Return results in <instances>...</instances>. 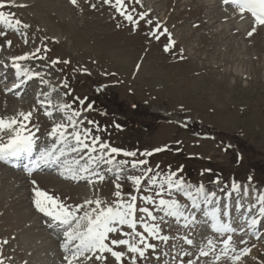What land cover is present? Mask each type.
Returning <instances> with one entry per match:
<instances>
[{
  "label": "rangeland",
  "instance_id": "rangeland-1",
  "mask_svg": "<svg viewBox=\"0 0 264 264\" xmlns=\"http://www.w3.org/2000/svg\"><path fill=\"white\" fill-rule=\"evenodd\" d=\"M80 2L83 12L69 0H15L27 7L0 9L31 25L25 30L29 39L25 44L22 33L0 23V31L7 33L6 38L0 37V44H4L0 60L5 62L10 56L42 47L43 40L51 50L50 59L59 56L71 61L57 68H63L74 94L87 97L86 104H93L87 115L100 126L96 134L103 140L138 153L168 145L167 150L148 158L152 165L158 163L163 171L182 168L179 174L188 183L226 190L229 195L224 197L240 193L236 199L242 202L264 192V29L249 39L248 22L238 18L225 21L232 9L225 11L221 0H143L144 6L151 8L173 33L176 52L184 49L186 59L180 60L163 51V38L156 42L146 38L143 31L132 33L127 26L118 29L107 7L93 10L84 0ZM5 39L13 42L11 47ZM25 65L35 67L34 63ZM81 67L88 72H73ZM53 71L52 82L57 83L56 77L61 74ZM3 79L1 115L29 110L37 94L47 90L36 78L22 86L26 93L18 90L16 95L9 94ZM34 120L41 125L43 144L44 131L51 121L43 110ZM6 164L0 163L19 180L16 182L12 175H8L11 180L0 177V241H9L0 248L3 258H10L11 264H61L62 236L35 210L31 181L36 180L41 188L60 195L69 204L92 197V186L83 180L65 179L55 166L29 175ZM217 177L219 184L213 183ZM233 181L242 186L251 184L255 191L246 197L233 191ZM98 187L102 196L111 198L114 186L110 182ZM219 201L227 200L221 197ZM234 205L236 202L231 209ZM229 218L245 225L240 223V213H232ZM260 224L258 236L248 229L244 238L256 245L253 255L264 259L262 219ZM240 236L237 232L235 238Z\"/></svg>",
  "mask_w": 264,
  "mask_h": 264
},
{
  "label": "snow or ice",
  "instance_id": "snow-or-ice-1",
  "mask_svg": "<svg viewBox=\"0 0 264 264\" xmlns=\"http://www.w3.org/2000/svg\"><path fill=\"white\" fill-rule=\"evenodd\" d=\"M69 3L84 11L80 0ZM84 4L93 10L107 7L118 29L127 26L132 33L143 31L146 38L156 42L163 38L165 53L186 59L183 48L176 52L177 41L166 23L154 16L143 0H84ZM221 4L225 11L232 9L225 21L238 18L248 22L249 39L264 29V0H221ZM6 7L27 5L0 0V9ZM0 23L22 33L24 43H29L25 30L31 28L30 24L3 10ZM6 36L5 31H0V37ZM5 43L11 47L13 42L5 39ZM41 43L42 47L10 56L9 63L0 60L5 69L10 66L14 70V82L5 88L6 92L19 89L33 78L47 88L37 94L36 103L29 110L0 115V161L8 163L28 157L29 163L24 167L29 175L42 165H56L65 179L83 180L92 186V197L69 204L60 195L41 188L36 180L31 181L35 210L62 236L61 264H264V259L253 255L256 245L244 238L248 229L261 223L257 216L240 225L219 206L201 209V203L213 204L215 191L203 183H188L179 174L182 168L163 171L158 163H150L148 158L167 150L168 145L138 153L103 140L96 134L100 126L87 115L93 104H86L87 97L76 96L63 68H57L70 65L71 61L59 56L50 59L51 50L43 40ZM3 48L4 44H0V50ZM25 62L34 63L35 67L26 66ZM140 69L141 64H136V71ZM53 70L61 74L56 77L57 83L52 82ZM41 110L51 121L50 128L44 131L43 144L41 125L34 120ZM115 126L120 128L119 124ZM34 153L35 158L31 159ZM252 179L248 177L249 181ZM106 181L114 186L111 198L100 194L98 185ZM213 183L219 184V177ZM231 188L245 196L255 191L251 184L242 186L235 181ZM256 202L259 217H264V192L256 195ZM237 232L241 234L239 239L235 238ZM8 243L7 239L0 241V248ZM6 259L11 264L10 258H3L0 251V264H6Z\"/></svg>",
  "mask_w": 264,
  "mask_h": 264
},
{
  "label": "bare ground",
  "instance_id": "bare-ground-1",
  "mask_svg": "<svg viewBox=\"0 0 264 264\" xmlns=\"http://www.w3.org/2000/svg\"><path fill=\"white\" fill-rule=\"evenodd\" d=\"M222 12V11H221ZM31 82V81H30ZM28 84V83H27ZM27 84H25V85H22V86H26ZM27 92H28V90H27ZM70 158V157H69ZM2 165V164H1ZM0 165V177L2 176V178L1 179H10L12 176L13 177H15L14 179H15V181L17 182V180H19L18 178H17V175H13L11 172H9L8 170H6L4 167H2ZM57 167L56 165H46V166H44V165H42L37 171H39V172H44V170L45 171H48L49 169H51L52 167ZM44 168V169H43ZM47 169V170H46ZM15 172V171H14ZM21 174V173H20ZM25 174V173H24ZM8 175H12V176H8ZM21 177V176H20ZM28 178L29 177V175H25V178ZM11 180V179H10ZM47 180V179H46ZM45 180V181H46ZM15 181H13L14 183H16ZM44 181V182H45ZM50 181V180H49ZM4 182V181H3ZM23 185H21V187H22ZM19 187H20V185H19ZM25 195V194H24ZM24 197V196H23ZM20 197H18V199H19ZM231 197L229 196V197H224L223 196V199H225V200H229ZM23 199V198H22ZM25 199V198H24ZM26 200V199H25Z\"/></svg>",
  "mask_w": 264,
  "mask_h": 264
}]
</instances>
